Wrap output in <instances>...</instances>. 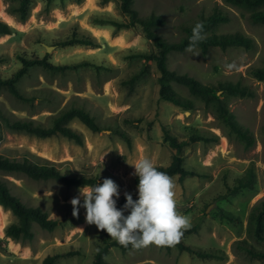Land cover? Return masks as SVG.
Listing matches in <instances>:
<instances>
[{
  "label": "rangeland",
  "instance_id": "rangeland-1",
  "mask_svg": "<svg viewBox=\"0 0 264 264\" xmlns=\"http://www.w3.org/2000/svg\"><path fill=\"white\" fill-rule=\"evenodd\" d=\"M2 12L12 19L15 32L0 36V76L7 77L19 66L18 54L43 56L55 64H74L63 71H52L35 65L18 82L27 100L15 98L0 87V109L11 118H31L47 125L50 115L64 106L84 107L102 126L93 132L72 120L70 125L81 131L83 143L78 144L63 135L38 137L22 130L0 127V154L8 157L27 156L40 162L48 161L67 175L96 177V184L105 178L118 186L120 196L128 192L138 199L137 185L132 173L136 163L145 157L155 164H168L173 149L163 141V127L184 138L191 129L202 134L217 135L216 141H195L183 148L184 166L195 175L179 179L172 176L178 214L190 218L192 232L184 242L198 247H215L224 251L219 258H198L177 247L149 245L140 250L122 252L110 247L103 264H263L234 244L247 236V215L251 206L264 197V81L251 75V68L264 65V24L254 22L249 12L225 4L222 0H134L133 7L141 16L160 15L163 23L158 32L168 41L178 40L182 26L209 15L215 8L227 12L228 21L216 24L215 33L239 32L252 39L250 48L231 45L226 48L209 47L199 55L184 51L168 54L166 65L179 73H187L203 84L216 87L219 98L234 114L235 119L254 135L251 147L239 140L214 116L211 102L192 95L181 84L171 82L173 90L191 102L184 109L159 98L156 77L158 71L149 61L143 74L133 83L126 80L139 71L137 51L151 49L140 25L117 31L109 24L93 23L95 17L122 19L115 2L108 0H33L29 17L21 22L6 12L7 3L0 0ZM0 18L4 20L2 14ZM7 22V21H6ZM94 27L106 28L97 33ZM89 31L99 41V47L85 45L56 46L73 30ZM104 34L101 36L99 34ZM45 45H53L46 51ZM126 81V82H124ZM233 82L252 90L250 96L230 95L218 89L220 83ZM36 98H30L31 96ZM107 153V154H106ZM106 154V155H105ZM252 165L256 181L252 188H242L228 194L235 179ZM10 192L26 205H38L51 218L62 221L53 230L42 229L32 222L31 240L15 241L0 236V264H40L50 253H77L62 256L55 264H91L104 232L85 222V209H79L77 221L65 217L72 214L71 199L78 196V188L49 179H34L21 172L0 170ZM81 203L83 200L81 198ZM4 227L15 220L10 210L3 208ZM119 208V207H117ZM128 215V212L124 213ZM64 219V220H63ZM4 229V228H3Z\"/></svg>",
  "mask_w": 264,
  "mask_h": 264
},
{
  "label": "trees",
  "instance_id": "trees-1",
  "mask_svg": "<svg viewBox=\"0 0 264 264\" xmlns=\"http://www.w3.org/2000/svg\"><path fill=\"white\" fill-rule=\"evenodd\" d=\"M7 3L6 12L13 15L18 21H25L30 15L31 3L33 0H4ZM51 0H45L48 4ZM80 3L83 0H72ZM108 0H101L105 3ZM118 12L122 15V19L111 17H95L94 22L98 25L109 24L117 31L121 28H130L136 24L140 25L144 36L150 41L151 49L145 51H137L133 53L132 57H140L142 61L141 68L130 75L126 80L133 83L144 72L148 62L152 61L158 76L156 77L157 84L159 85L158 94L159 98L167 100L184 109L191 108V102L177 94L171 87V82L184 85L190 94L203 98L205 101L211 102L214 110L213 114L222 123L230 133L234 134L239 140L245 143V146L251 147L255 138L253 133L241 125L236 119L234 114L227 108L226 104L219 98L217 89L214 86L203 84L199 79L187 73H179L171 70L166 65V59L169 53L174 51H184L188 46L189 37L191 36L192 28L197 22H203L204 40L199 42L197 47L205 53L209 47L218 46L226 48L231 45H242L250 48L253 44L251 38L244 36L239 32L232 33H215L211 31L208 34L204 32L211 30L216 24L228 21L229 17L227 12L215 8L209 15L201 17L199 20L192 21L189 24L183 25L182 35L178 40L168 41L159 32L158 27L162 25L163 18L160 15L149 14L141 16L137 9L133 7L134 0H113ZM225 4L243 9L249 12V17L252 21L264 24V0H222ZM15 29L5 20L0 18V36L11 34ZM85 45L91 47H99L100 43L94 35L86 30H78L73 28L71 34L64 39L56 42V46L68 45ZM17 59L20 61V66L9 76H0V87H4L15 98L25 101L27 97L18 88V82L28 72V70L35 66H41L44 69L52 71H63L68 68H76L79 65L89 64L86 61H80L74 64H55L47 59V53L43 56L33 55L27 56L25 54H18ZM2 58L0 57V61ZM251 75L257 80L264 81V65L260 67L251 68ZM124 81V82H126ZM219 90L226 92L230 95L250 96L252 90L239 83L224 82L218 86ZM30 98H36L33 95ZM72 120H78L88 129L93 132H99L103 128L99 122L91 115L84 107L78 105L64 106L55 114L50 115V121L47 125H42L35 122L31 118H22L11 116L0 109V127L3 125L9 129L22 130L33 134L38 137H50L53 135H63L75 143H83V135L81 131L70 125ZM263 133V148H264V125L262 126ZM217 135L212 134L209 137L202 134L197 129H191L189 134L184 138L178 139L175 133H171L169 129L163 127V141L173 149L170 162L168 164H155L154 166L158 171L166 173L172 177L177 175L179 179L186 176L195 175V172L184 166L183 148L191 142L195 141H216ZM0 170L6 172H21L34 179H55L63 182L67 186L79 187L86 184H96V177L85 175H67L60 171L54 163L44 161L40 162L37 159H31L27 156L23 157H8L0 154ZM256 181V176L252 165H249L244 174L235 179L232 187H228L227 193L234 194L242 188H252ZM133 182L138 185V177L133 176ZM125 196H119L117 200V207L122 208L125 204ZM0 205L10 210L14 215L15 220L8 223L4 229V236L9 237L15 241L31 240L33 231L31 228L32 222L38 224L42 229L51 231L53 230L62 219L51 218L48 213L38 205H26L21 199L12 194L3 179L0 178ZM72 222L77 221V217L72 214L65 217ZM64 220V219H63ZM192 227L183 232V235L178 243L174 246L179 251H186L198 258H223L224 251L215 247H198L192 246L184 242V237L192 232ZM104 236L98 244L94 253L91 264H103L105 256L107 255L110 247H116L122 252L132 249L131 246L125 248L119 245L116 241L110 238L106 231H103ZM246 234L253 239L256 246L248 241V239H238L234 244L243 249L252 258L262 260L264 264V197H260L251 206L247 215ZM166 246L165 248H169ZM77 251H66L46 254L40 261V264H55L58 258L62 256L72 255Z\"/></svg>",
  "mask_w": 264,
  "mask_h": 264
},
{
  "label": "clouds",
  "instance_id": "clouds-1",
  "mask_svg": "<svg viewBox=\"0 0 264 264\" xmlns=\"http://www.w3.org/2000/svg\"><path fill=\"white\" fill-rule=\"evenodd\" d=\"M203 30V22L193 26L186 52L199 55L196 48L205 39ZM130 165L135 169L132 175L139 180L138 199L133 200L132 195L125 192L126 202L122 208H117L119 186L112 179L105 178L102 184H86L78 188V196L70 201L72 215L78 218L79 209H85L88 225L106 231L111 239L125 248L131 246L138 251L149 245H175L183 232L191 227V221L176 211L173 179L158 171L147 157ZM125 212L129 214L125 215Z\"/></svg>",
  "mask_w": 264,
  "mask_h": 264
},
{
  "label": "bare ground",
  "instance_id": "bare-ground-1",
  "mask_svg": "<svg viewBox=\"0 0 264 264\" xmlns=\"http://www.w3.org/2000/svg\"><path fill=\"white\" fill-rule=\"evenodd\" d=\"M0 14H2L4 20L7 21L8 23H11L12 22V19L9 16L5 15L2 12V10H1V4H0ZM95 31H97V33L100 32V30H97V29ZM4 216H5V214H4L3 210H2V208L0 207V235H2L4 233L3 232V228H4V225H5V217Z\"/></svg>",
  "mask_w": 264,
  "mask_h": 264
},
{
  "label": "crops",
  "instance_id": "crops-1",
  "mask_svg": "<svg viewBox=\"0 0 264 264\" xmlns=\"http://www.w3.org/2000/svg\"><path fill=\"white\" fill-rule=\"evenodd\" d=\"M94 28H96L97 30H100V31H103V32H105V33H107L108 31L106 30V28H102V27H94ZM6 35H9V34H6ZM99 35H101V36H105L103 33L102 34H99ZM106 37V36H105ZM3 235V234H2ZM2 235H0V236H2Z\"/></svg>",
  "mask_w": 264,
  "mask_h": 264
},
{
  "label": "water",
  "instance_id": "water-1",
  "mask_svg": "<svg viewBox=\"0 0 264 264\" xmlns=\"http://www.w3.org/2000/svg\"><path fill=\"white\" fill-rule=\"evenodd\" d=\"M51 47H53V45H45V49H46V51H49V49H50Z\"/></svg>",
  "mask_w": 264,
  "mask_h": 264
}]
</instances>
